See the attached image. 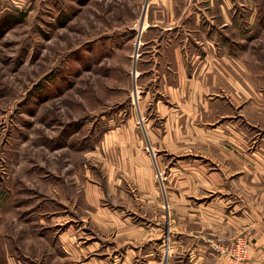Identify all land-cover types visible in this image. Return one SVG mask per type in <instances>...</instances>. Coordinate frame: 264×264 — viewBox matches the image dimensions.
<instances>
[{"label": "rangeland", "instance_id": "1", "mask_svg": "<svg viewBox=\"0 0 264 264\" xmlns=\"http://www.w3.org/2000/svg\"><path fill=\"white\" fill-rule=\"evenodd\" d=\"M263 2L249 1L259 4L258 18L264 14ZM149 4V0H0V264H71L60 239L68 224L54 217L70 215L82 233L77 244L89 243L96 230L84 217L96 211L87 200L94 189L108 194L100 207L141 215L143 222L159 226L162 233L168 226L163 217L169 208L164 172L156 170L158 188L149 199L139 194L135 183L122 180L120 165L122 149L135 150L140 141L146 150L148 142L137 114L151 79L136 73L139 36L132 26L148 15ZM253 27L244 44L253 78L261 82L264 26L255 19ZM245 28H232L236 41ZM145 61L142 66H148ZM262 91L243 102L246 112L238 116L254 135L264 131V97L257 98ZM159 94L153 93L151 105ZM125 158L131 162L132 155ZM153 167L159 164L154 162ZM214 233L206 234L203 242L227 264L224 255L213 250L214 244L230 246L247 238L251 246L246 234Z\"/></svg>", "mask_w": 264, "mask_h": 264}, {"label": "crops", "instance_id": "2", "mask_svg": "<svg viewBox=\"0 0 264 264\" xmlns=\"http://www.w3.org/2000/svg\"><path fill=\"white\" fill-rule=\"evenodd\" d=\"M249 1L149 0L148 15L132 26L139 36L136 73L151 79L137 114L148 142L146 150L140 141L135 150L122 149L120 165L122 180L149 199L158 188L156 170L164 172L169 208L163 217L169 224L162 233L141 215L100 207L108 194L94 189L87 200L96 211L84 217L96 230L89 243L77 244L82 233L70 215L54 217L68 224L60 235L68 263L227 264L203 242L215 232L248 235L249 262L264 264V131L254 135L238 119L246 112L243 102L264 90V81L253 78L244 44L255 19L264 26V14L258 18L259 4ZM243 27L238 42L232 28ZM144 45L148 51L140 52ZM145 60L148 66H142ZM154 92L160 97L151 105Z\"/></svg>", "mask_w": 264, "mask_h": 264}, {"label": "built area", "instance_id": "3", "mask_svg": "<svg viewBox=\"0 0 264 264\" xmlns=\"http://www.w3.org/2000/svg\"><path fill=\"white\" fill-rule=\"evenodd\" d=\"M169 241V238H167ZM249 241L247 238H239L235 243H232L230 246L227 244H214L213 250L217 254L224 255L223 257L230 264H249L248 254H249Z\"/></svg>", "mask_w": 264, "mask_h": 264}, {"label": "trees", "instance_id": "4", "mask_svg": "<svg viewBox=\"0 0 264 264\" xmlns=\"http://www.w3.org/2000/svg\"><path fill=\"white\" fill-rule=\"evenodd\" d=\"M21 17H22V14H21ZM22 19H23V17H22Z\"/></svg>", "mask_w": 264, "mask_h": 264}]
</instances>
